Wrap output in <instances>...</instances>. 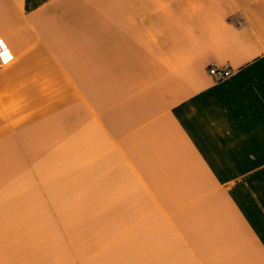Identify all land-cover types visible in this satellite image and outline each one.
I'll return each mask as SVG.
<instances>
[{
  "label": "crops",
  "instance_id": "obj_1",
  "mask_svg": "<svg viewBox=\"0 0 264 264\" xmlns=\"http://www.w3.org/2000/svg\"><path fill=\"white\" fill-rule=\"evenodd\" d=\"M0 41V264H52L49 225L86 264H264V0H0Z\"/></svg>",
  "mask_w": 264,
  "mask_h": 264
},
{
  "label": "rangeland",
  "instance_id": "obj_2",
  "mask_svg": "<svg viewBox=\"0 0 264 264\" xmlns=\"http://www.w3.org/2000/svg\"><path fill=\"white\" fill-rule=\"evenodd\" d=\"M57 226H48V239L46 240V249L48 257L52 264H78V261L86 264L88 259L86 251V232L85 235L77 233L65 234L56 233ZM68 230L67 226H64ZM39 234V233H37Z\"/></svg>",
  "mask_w": 264,
  "mask_h": 264
},
{
  "label": "built area",
  "instance_id": "obj_3",
  "mask_svg": "<svg viewBox=\"0 0 264 264\" xmlns=\"http://www.w3.org/2000/svg\"><path fill=\"white\" fill-rule=\"evenodd\" d=\"M12 57V52L7 44L0 41V68L3 67L6 62ZM232 71L229 68L220 69L216 66H211L209 74L217 81L223 80L230 76Z\"/></svg>",
  "mask_w": 264,
  "mask_h": 264
}]
</instances>
